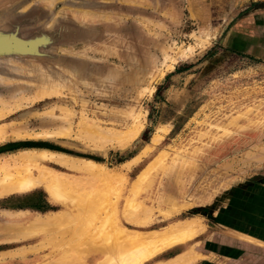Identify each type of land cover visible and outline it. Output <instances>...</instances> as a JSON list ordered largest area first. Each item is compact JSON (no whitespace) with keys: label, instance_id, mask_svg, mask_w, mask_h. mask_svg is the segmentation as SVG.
<instances>
[{"label":"rangeland","instance_id":"1","mask_svg":"<svg viewBox=\"0 0 264 264\" xmlns=\"http://www.w3.org/2000/svg\"><path fill=\"white\" fill-rule=\"evenodd\" d=\"M251 6L0 0V264L231 249L264 186V58L234 50Z\"/></svg>","mask_w":264,"mask_h":264},{"label":"crops","instance_id":"2","mask_svg":"<svg viewBox=\"0 0 264 264\" xmlns=\"http://www.w3.org/2000/svg\"><path fill=\"white\" fill-rule=\"evenodd\" d=\"M252 4L247 9L244 20L235 30L237 44L234 50L251 53L264 58V0H247ZM229 17H232L231 15ZM256 193L249 196L248 202L236 204L230 211L234 212L236 221L225 228L226 243L230 250H215L202 256L207 264H264V186L259 185ZM233 248V249H232ZM222 259V260H221Z\"/></svg>","mask_w":264,"mask_h":264},{"label":"bare ground","instance_id":"3","mask_svg":"<svg viewBox=\"0 0 264 264\" xmlns=\"http://www.w3.org/2000/svg\"><path fill=\"white\" fill-rule=\"evenodd\" d=\"M64 216H56L55 218H53V220L55 219H60ZM109 243V242H106ZM103 248V247H102ZM110 245L105 244V249H101V253L104 255H108L106 260L104 262L101 261V258L99 255H93L92 258H88L87 260L83 261L82 264H113L115 263V259H120L121 261L124 260L126 257H128L130 255L129 253V248L126 251L123 250H118L115 254L111 255L110 254Z\"/></svg>","mask_w":264,"mask_h":264}]
</instances>
